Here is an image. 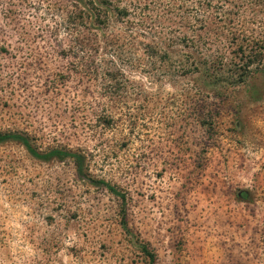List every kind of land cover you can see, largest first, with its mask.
<instances>
[{
    "label": "rangeland",
    "instance_id": "374dc122",
    "mask_svg": "<svg viewBox=\"0 0 264 264\" xmlns=\"http://www.w3.org/2000/svg\"><path fill=\"white\" fill-rule=\"evenodd\" d=\"M109 1L0 0V133L122 196L0 143V264H264V0Z\"/></svg>",
    "mask_w": 264,
    "mask_h": 264
},
{
    "label": "trees",
    "instance_id": "16d2710c",
    "mask_svg": "<svg viewBox=\"0 0 264 264\" xmlns=\"http://www.w3.org/2000/svg\"><path fill=\"white\" fill-rule=\"evenodd\" d=\"M71 3L72 10L66 15V19L69 20L70 25L77 26L79 23L87 24L93 29L106 28L109 20H123L127 16V11L125 8L113 5L109 0H69ZM216 62L215 59L207 58V67L205 72L212 79H218L219 81H229L232 79L233 74L229 70H221V68L214 69L213 63ZM211 66V67H210ZM247 73V67L245 66L241 73L239 74L237 82L243 80L244 75ZM232 81V80H231ZM6 141H16L18 142L24 150L34 159L41 162H47L50 160H63L70 159L75 167L76 175L80 178H85L90 183H95L104 186V188L112 195L122 198L120 194L115 190L114 187L104 183L102 181H93L85 173V157L76 152H68L59 149H53L47 152L39 153L29 143L27 136L19 135L14 133H0V143ZM142 253L152 260V255L145 250L143 245L139 246Z\"/></svg>",
    "mask_w": 264,
    "mask_h": 264
}]
</instances>
